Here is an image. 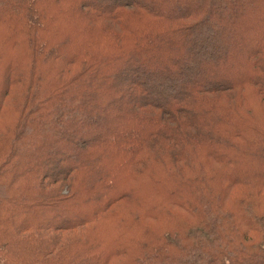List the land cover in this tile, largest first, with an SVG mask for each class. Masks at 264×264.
<instances>
[{
  "label": "trees",
  "instance_id": "1",
  "mask_svg": "<svg viewBox=\"0 0 264 264\" xmlns=\"http://www.w3.org/2000/svg\"><path fill=\"white\" fill-rule=\"evenodd\" d=\"M0 264H264V0H0Z\"/></svg>",
  "mask_w": 264,
  "mask_h": 264
},
{
  "label": "rangeland",
  "instance_id": "2",
  "mask_svg": "<svg viewBox=\"0 0 264 264\" xmlns=\"http://www.w3.org/2000/svg\"><path fill=\"white\" fill-rule=\"evenodd\" d=\"M210 165H214V164H213V162H212V163H210Z\"/></svg>",
  "mask_w": 264,
  "mask_h": 264
}]
</instances>
